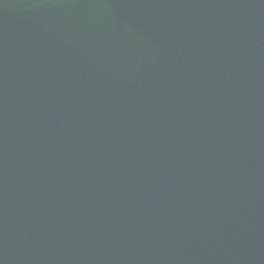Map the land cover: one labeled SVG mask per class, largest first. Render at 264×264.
<instances>
[{
	"label": "water",
	"instance_id": "obj_1",
	"mask_svg": "<svg viewBox=\"0 0 264 264\" xmlns=\"http://www.w3.org/2000/svg\"><path fill=\"white\" fill-rule=\"evenodd\" d=\"M0 264H264V0H0Z\"/></svg>",
	"mask_w": 264,
	"mask_h": 264
}]
</instances>
